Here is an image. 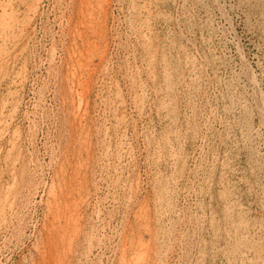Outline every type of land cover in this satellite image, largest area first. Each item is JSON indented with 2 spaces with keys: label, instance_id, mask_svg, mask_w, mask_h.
Segmentation results:
<instances>
[{
  "label": "rangeland",
  "instance_id": "1",
  "mask_svg": "<svg viewBox=\"0 0 264 264\" xmlns=\"http://www.w3.org/2000/svg\"><path fill=\"white\" fill-rule=\"evenodd\" d=\"M0 4V264H264V0Z\"/></svg>",
  "mask_w": 264,
  "mask_h": 264
},
{
  "label": "bare ground",
  "instance_id": "2",
  "mask_svg": "<svg viewBox=\"0 0 264 264\" xmlns=\"http://www.w3.org/2000/svg\"><path fill=\"white\" fill-rule=\"evenodd\" d=\"M16 1V0H15ZM100 1H102V0H100ZM35 2V1H34ZM39 2V1H38ZM64 2V1H63ZM87 2H89V1H87ZM85 3L87 6V9L88 10H90V8H91V5H89V3ZM16 3V2H15ZM28 3V2H27ZM8 4V3H7ZM14 4V3H13ZM1 5V4H0ZM99 5V4H98ZM7 6V5H6ZM5 6V7H6ZM95 6V5H94ZM142 6V5H141ZM2 7V6H1ZM4 7V6H3ZM12 7V6H11ZM140 7V6H139ZM143 7V6H142ZM1 9H4V8H1ZM7 9V8H6ZM100 9V8H99ZM8 10V9H7ZM34 10V9H33ZM79 10V9H78ZM4 11H6L5 9H4ZM108 11V10H107ZM7 12V11H6ZM6 12H4V14L6 13ZM67 12V11H66ZM81 12V11H80ZM88 12H90V11H88ZM88 12H86V13H88ZM134 12V11H133ZM152 12V11H151ZM8 13V12H7ZM17 14V13H16ZM34 14V13H33ZM130 14V13H129ZM3 15V14H2ZM85 15V14H84ZM93 15V14H92ZM98 15V14H97ZM110 15H112V13L110 14ZM5 16H7V15H5ZM83 16V15H82ZM89 16V15H88ZM88 16H87V18H88ZM107 16V15H106ZM3 17H4V15H3ZM2 17V18H3ZM1 18V17H0ZM1 18V19H2ZM27 18V17H26ZM83 18V17H82ZM91 18V17H90ZM105 18V17H104ZM7 19V18H6ZM97 19L98 20H94L93 19V17H92V20L91 21H89V23H90V25H92L91 27V29L92 30H94V29H98L97 30V32H95V37H96V40L97 39H100V40H104V38H103V33H102V29H103V27H104V25H103V23L105 22L103 19H101L100 21H99V18L97 17ZM121 19V18H120ZM2 20H5V19H2ZM13 20V19H12ZM16 20V19H15ZM23 20V19H22ZM64 20V19H63ZM1 21V20H0ZM7 21H8V19H7ZM108 21V20H107ZM130 21V20H129ZM2 22V21H1ZM4 22V21H3ZM6 22V21H5ZM9 22V21H8ZM150 22V21H149ZM14 23H15V21H14ZM18 23V22H17ZM16 23V24H17ZM21 23V22H20ZM32 23V22H31ZM88 23V22H87ZM86 22H84L83 24H87ZM27 24V23H26ZM82 24V25H83ZM141 24V23H140ZM17 25H19V24H17ZM23 25H25V24H23ZM146 25H147V23H146ZM0 26H1V24H0ZM7 26V25H6ZM9 26V25H8ZM7 26V27H8ZM77 26V25H76ZM94 26V27H93ZM142 26V25H141ZM5 27V26H4ZM65 27V26H64ZM3 28V27H2ZM9 28H11V26H9ZM80 28V27H79ZM134 28H135V26H134ZM13 29V28H12ZM14 29H16V27L14 28ZM23 29V28H22ZM125 29V28H124ZM3 30H5V29H3ZM17 30H18V28H17ZM87 31V30H86ZM95 31V30H94ZM6 32H8L7 30L6 31H4V32H2L4 35H3V37L0 35V38L2 37V38H7V37H5L6 36ZM11 32V31H10ZM34 32V31H33ZM141 32V31H140ZM126 33V32H125ZM13 34V33H12ZM22 34V33H21ZM24 34V33H23ZM79 34V33H78ZM81 34V33H80ZM106 34H108V33H106ZM128 34V33H127ZM91 35V34H90ZM142 35V34H141ZM10 36V35H9ZM19 36V35H18ZM92 36V35H91ZM11 37V36H10ZM28 37V36H27ZM78 37H83V34H82V36H78ZM84 37H86V35L84 36ZM84 37L82 38V39H84ZM75 38V37H74ZM17 39V38H16ZM81 39V38H80ZM105 39H106V35H105ZM143 39V38H142ZM5 40V39H4ZM151 40V39H150ZM10 41V40H9ZM16 41H18V40H16ZM28 41V40H27ZM93 41H95L94 39H93ZM98 41V40H97ZM108 41V40H107ZM146 41V40H145ZM152 41V40H151ZM3 42V41H2ZM102 42V41H101ZM126 42H127V39H126ZM10 43V42H9ZM8 43V44H9ZM73 43V42H72ZM81 43V42H80ZM117 43V42H116ZM133 43V42H132ZM85 44H86V46H87V48L88 49H90L91 47H92V44H94V42L93 43H91V39L90 40H86L85 39ZM10 45H12V44H10ZM19 45V44H18ZM158 45V44H157ZM25 46V45H24ZM78 46V45H77ZM67 47V46H66ZM165 47V46H164ZM110 48V47H109ZM7 49V48H6ZM27 49V48H26ZM88 49H86V50H88ZM157 49V48H156ZM70 50V49H69ZM78 51V50H77ZM89 51V50H88ZM88 51L86 52V54H88ZM157 51V50H156ZM4 52H6V51H4ZM18 52V51H17ZM73 52H74V50H73ZM146 52V51H145ZM13 53V52H12ZM70 53V52H69ZM77 53H79V52H77ZM81 53V52H80ZM139 53V52H138ZM170 53V52H169ZM2 54H3V52H2ZM6 54H8V53H6ZM75 54V53H74ZM106 54V53H105ZM128 54V53H127ZM163 54V53H162ZM167 54V53H166ZM165 54V55H166ZM4 55H5V53H4ZM13 55V54H12ZM73 55V54H72ZM107 55V54H106ZM1 56V55H0ZM14 56V55H13ZM81 56V54L79 55V57ZM141 56V55H140ZM22 57V56H21ZM88 57V56H87ZM142 57V56H141ZM158 57V56H157ZM1 58V57H0ZM3 59L4 60H6L7 58H4L3 57ZM20 59V58H19ZM23 59V58H22ZM66 59V58H65ZM77 59H79V58H77ZM88 58H81V60H79L80 61V63H79V65L81 66V68H82V65H86V67H85V65H84V67H85V69H86V73H87V71H89V69L88 68H90V66H88L87 65V63H88V60H87ZM111 59V58H110ZM1 60V59H0ZM4 60H2V61H4ZM167 60V59H166ZM7 61V60H6ZM13 61V60H12ZM79 61H77V62H79ZM117 61V60H116ZM5 62V61H4ZM11 62V61H10ZM101 62V61H100ZM1 63V62H0ZM6 63V62H5ZM4 63V64H5ZM14 63V62H13ZM12 63V64H13ZM2 64V63H1ZM100 64V63H99ZM164 64V63H163ZM5 65H7V63L5 64ZM4 65V66H5ZM29 65V64H28ZM121 65V64H120ZM128 65V64H127ZM162 65V64H161ZM160 65V66H161ZM0 66H2V65H0ZM8 66H9V64H8ZM122 66V65H121ZM165 66V65H164ZM123 67V66H122ZM76 68V67H75ZM0 69H1V67H0ZM7 69V68H6ZM79 69H80V67H79ZM91 69V68H90ZM134 69V68H133ZM2 70V69H1ZM4 70V69H3ZM121 70V69H120ZM153 70V69H152ZM15 71V70H14ZM28 71V70H27ZM149 72V71H148ZM151 72V71H150ZM198 72V71H197ZM18 73V72H17ZM23 73V72H22ZM6 74V73H5ZM18 75V74H17ZM74 75V74H73ZM110 76V75H109ZM82 77V76H81ZM151 77V76H150ZM17 78V77H16ZM29 78V77H28ZM1 79V78H0ZM82 79V78H81ZM159 79V78H158ZM2 80V79H1ZM77 80H78V78H77ZM84 80V79H83ZM162 80V79H161ZM7 81V80H6ZM15 81V80H14ZM81 81V80H80ZM87 81V80H86ZM16 83V82H15ZM24 83V82H23ZM126 83V82H125ZM169 83V82H168ZM172 83V82H171ZM86 84V83H85ZM107 85V84H106ZM189 85V84H188ZM82 86V85H81ZM97 87V86H96ZM131 87V86H130ZM133 87V86H132ZM165 87V86H164ZM82 88H83V86H82ZM88 88V87H87ZM172 88V87H171ZM177 88H179V87H177ZM167 89V88H166ZM85 90V89H84ZM153 90H154V88H153ZM157 90V89H156ZM180 90V89H179ZM80 91V90H79ZM167 91V90H166ZM172 91V90H171ZM84 92V91H83ZM124 92V91H123ZM134 92V91H133ZM162 92H163V90H162ZM150 93V92H149ZM167 93V92H166ZM171 93H173V92H171ZM114 94V93H113ZM79 95V94H78ZM179 95V94H178ZM5 96V95H4ZM85 96V95H84ZM164 96V95H163ZM189 97V96H188ZM130 98V97H129ZM160 98V97H159ZM163 99V98H162ZM189 99V98H188ZM165 101V100H164ZM171 101V100H170ZM190 101V100H189ZM4 102V101H3ZM13 102V101H12ZM167 102V101H166ZM194 102V101H193ZM141 103V102H140ZM83 104V103H82ZM81 104V105H82ZM80 105V106H81ZM172 105V104H171ZM164 106H166V105H164ZM188 106V105H187ZM190 106V105H189ZM131 107V106H130ZM160 107V106H159ZM201 107V106H200ZM207 107V106H206ZM78 108H80V107H78ZM161 109V108H160ZM189 110V109H188ZM17 111V110H16ZM165 111V110H164ZM201 111V110H200ZM193 113V112H192ZM134 114V113H133ZM211 114V113H210ZM6 116V115H5ZM160 116V115H159ZM2 117V116H1ZM4 117V116H3ZM85 118H86V116H85ZM192 118V117H191ZM75 119V118H74ZM120 119V118H119ZM5 120V119H4ZM11 121V120H10ZM86 121V120H85ZM109 121V120H108ZM178 121V120H177ZM192 121V120H191ZM5 122V121H4ZM80 122V121H79ZM187 122V121H186ZM8 123V122H7ZM87 125V124H86ZM125 125V124H124ZM127 126V125H126ZM188 126V125H187ZM85 127V126H84ZM84 127H82V128H84ZM195 129V128H194ZM29 131V130H28ZM91 131V130H90ZM170 132V131H169ZM168 132V133H169ZM93 133V132H92ZM91 133V134H92ZM175 133V132H174ZM177 133V132H176ZM186 133V132H185ZM206 133V132H205ZM88 134V133H87ZM13 135V134H12ZM172 136H174V135H172ZM123 137V136H122ZM146 137V136H145ZM170 137V136H169ZM80 139V138H79ZM141 139V138H140ZM205 139V138H204ZM98 140V139H97ZM164 141V140H163ZM176 141V140H175ZM80 142V141H79ZM169 142V141H168ZM79 144H81V143H79ZM84 144V143H83ZM125 144V143H124ZM116 145V144H115ZM78 146V145H77ZM186 146V145H185ZM203 146V145H202ZM87 147V146H86ZM175 147V146H174ZM77 148V147H76ZM168 148V147H167ZM81 149V148H80ZM2 150V149H1ZM0 150V151H1ZM83 152V151H82ZM79 156V155H78ZM88 157V156H87ZM164 157V156H163ZM184 157V156H183ZM186 157V156H185ZM207 158V157H206ZM6 159H8V158H6ZM175 160V159H174ZM178 163V162H177ZM209 163V162H208ZM134 164V163H133ZM17 166V165H16ZM71 167V166H70ZM184 167V166H183ZM162 171V170H161ZM191 171V170H190ZM17 173V172H16ZM178 173V172H177ZM140 175V174H139ZM13 177V176H12ZM168 180V179H167ZM173 181V180H172ZM181 181V180H180ZM106 187V186H105ZM156 188V187H155ZM137 192H138V190H137ZM136 192V193H137ZM132 197V196H131ZM154 202V201H153ZM149 208V207H148ZM141 210V209H140ZM145 211V210H144ZM164 213V212H163ZM180 214V213H179ZM135 216V215H134ZM65 218V217H64ZM146 219V218H145ZM148 219V218H147ZM158 219V218H157ZM132 220V219H131ZM130 220V221H131ZM149 220V219H148ZM130 221H128V222H130ZM145 225L143 224L142 225V223H141V229H144V228H146V227H144ZM209 228V227H208ZM102 229V228H101ZM66 230V229H65ZM79 230V229H78ZM68 232V231H67ZM99 235V234H98ZM126 235V234H125ZM50 236V235H49ZM57 238V237H56ZM150 239V238H149ZM125 240V239H124ZM189 242V241H188ZM241 242V241H240ZM131 246V245H130ZM140 250V249H139ZM93 251V250H92ZM128 252V251H127ZM143 252V251H142ZM146 252V251H145ZM157 254V253H156ZM244 257V256H243ZM262 259V258H261ZM154 262V261H153ZM192 263V262H191ZM147 264V263H146Z\"/></svg>",
  "mask_w": 264,
  "mask_h": 264
}]
</instances>
